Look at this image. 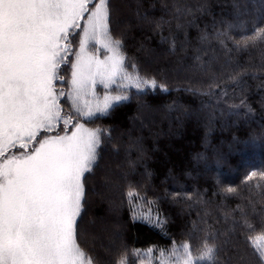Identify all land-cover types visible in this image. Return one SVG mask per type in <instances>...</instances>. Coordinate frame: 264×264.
Wrapping results in <instances>:
<instances>
[{"label":"snow or ice","instance_id":"6c2138e0","mask_svg":"<svg viewBox=\"0 0 264 264\" xmlns=\"http://www.w3.org/2000/svg\"><path fill=\"white\" fill-rule=\"evenodd\" d=\"M161 7L170 19L140 12L137 19L152 25L172 51L177 39L163 36L165 25L171 31L174 24L176 32H185V39L187 29L198 30L201 47L195 49L194 67L207 81H190L186 92L227 104L232 99L229 89L235 94L245 76L260 78L264 65L257 71L252 66L227 69L233 53L264 49V20L237 36L232 31L236 25L224 20L211 31L200 29L196 21L203 4L164 0ZM117 11L113 0H0V264H100L80 243L88 194L102 195L121 183L127 190L116 207L127 206L132 223L168 235V219L156 208V200L129 179L143 156L141 141L129 135L124 143L113 126L97 123L132 99L138 113L133 119L139 120L149 107L146 95L170 90L166 76L145 71L128 55L125 36L115 33ZM213 44L223 54L216 70L213 65L220 57ZM239 91L243 96L244 89ZM237 98L240 104L231 106H244L245 99ZM165 107L172 110L173 105ZM105 152L121 158L117 168L127 166L129 171L116 175L105 170L99 189L89 188ZM133 152L140 154L137 160ZM254 181L264 182V170L248 172L243 183ZM226 194L236 196L239 190L228 186ZM257 204L264 213L255 195L246 196L244 206L229 218L264 264V246L255 242L264 240V215L257 220L252 214ZM196 223L203 225L199 244L190 227L183 240L172 238L167 246L129 249L121 243L108 264H126L129 255L139 258L138 264H211L214 259L229 264L231 255L221 257L206 239V229L212 227L208 220L202 217ZM257 229L259 235L252 236ZM120 240V233L113 232V248Z\"/></svg>","mask_w":264,"mask_h":264},{"label":"trees","instance_id":"16d2710c","mask_svg":"<svg viewBox=\"0 0 264 264\" xmlns=\"http://www.w3.org/2000/svg\"><path fill=\"white\" fill-rule=\"evenodd\" d=\"M163 2L113 0L118 10L115 15L118 26L114 27L117 35L125 36L128 55L138 60L145 71L166 76L170 90L166 93L157 90L146 95L144 103L149 107L142 110L139 120L133 119L138 113L137 101L132 99L130 103L117 107L110 118L97 123L113 126L118 134H123L124 143L128 142L129 135L141 141L143 156L132 153L133 160L140 158L129 179L140 185V191L149 199L156 200V208L168 219V235H162L143 223H132L127 206L123 209L116 207L127 190L121 183L117 189L103 191L102 195L89 192L80 243L100 264H108L121 243L129 249L167 246L172 238L183 240L190 227L194 228L193 238L199 244L204 235L200 231L203 225H193V222L203 217L212 225L206 229V239L217 246L221 257L225 253L231 255L229 264H259L257 255L245 237L239 235L240 230L229 214L232 217L237 215L233 210L244 206L246 196L255 195L264 204V182L243 183L248 172L264 170V88L259 87L264 83V72L258 73L259 79L245 76L235 94L230 88L232 99L227 104H217L214 98L186 92L184 89L190 81H207V76L194 67L195 49L201 47L196 40L197 28L187 29L185 39V32H176L174 24L171 31L170 26L165 25L163 36L171 34L177 39L172 51L152 25L137 19V12L150 18L170 19L162 10ZM189 3L204 5L196 21L200 29L211 31L224 20L236 25L232 31L238 36L241 31L251 30L254 24L264 20V0H189ZM212 48L216 49L215 44ZM216 54L220 59L213 65L214 70L223 63V54L218 49ZM211 55L209 52L204 59ZM261 65H264V49L233 53L227 71L237 66H252V70L257 71ZM240 87L244 89L243 96ZM237 97L245 99L244 106H231L233 102L240 104ZM166 105H173L172 110ZM121 163V158L114 159L105 152L88 187L99 189L105 170L116 175L128 172L127 166L117 168ZM228 186H236L239 194L228 196ZM141 208L147 210L144 204ZM252 214L257 220L264 215L261 204H257ZM113 232H119L121 236L115 248L112 246ZM250 234L255 237L259 230ZM255 242L264 246V240ZM138 259L129 255L126 264H138ZM211 264H217V260Z\"/></svg>","mask_w":264,"mask_h":264}]
</instances>
